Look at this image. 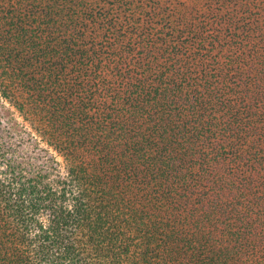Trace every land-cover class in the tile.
<instances>
[{
    "label": "trees",
    "instance_id": "1",
    "mask_svg": "<svg viewBox=\"0 0 264 264\" xmlns=\"http://www.w3.org/2000/svg\"><path fill=\"white\" fill-rule=\"evenodd\" d=\"M190 1L0 0V264H264V0Z\"/></svg>",
    "mask_w": 264,
    "mask_h": 264
},
{
    "label": "rangeland",
    "instance_id": "2",
    "mask_svg": "<svg viewBox=\"0 0 264 264\" xmlns=\"http://www.w3.org/2000/svg\"><path fill=\"white\" fill-rule=\"evenodd\" d=\"M212 2V0H191L190 3H192V6L195 5V11L197 12V15H201L202 13H205L206 9L208 8L209 4ZM91 3V2H90ZM212 5V4H211ZM202 7H205L202 9ZM1 103L4 104V106L7 108V115L8 118H11L13 116L18 122L19 126L25 129L26 131H30L32 134H34L35 138L37 139L38 146L43 147L47 149L50 153H52L55 158L60 161L61 167L64 171V159L61 155H59L55 150H53L38 134H36L34 131H32L29 124L24 120L23 116L19 113V111L13 107L7 100L2 98L0 95ZM35 145L33 144L32 147Z\"/></svg>",
    "mask_w": 264,
    "mask_h": 264
}]
</instances>
